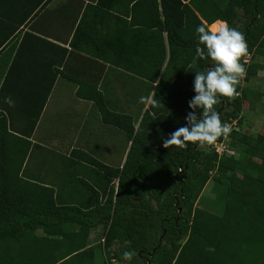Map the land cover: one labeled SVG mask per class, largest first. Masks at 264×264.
Masks as SVG:
<instances>
[{
  "label": "trees",
  "instance_id": "16d2710c",
  "mask_svg": "<svg viewBox=\"0 0 264 264\" xmlns=\"http://www.w3.org/2000/svg\"><path fill=\"white\" fill-rule=\"evenodd\" d=\"M50 1L0 0V48L36 8L42 10ZM27 3L28 9L17 14ZM126 3L133 12L129 22L113 19L129 26L132 42L125 31L118 32L115 42L102 34L95 38L92 28L86 35L90 49H85L76 43L81 32L86 33L83 26H89L83 16L75 26L71 22L64 38L53 32L34 33L31 27L18 43L0 53V264H112L111 260L120 264H264V134L230 129L226 141L229 153L221 155L191 142L185 148L163 144L176 128L184 126L190 111L188 101L194 95L193 73L207 67V61L192 63L196 27L220 21L243 34L247 55L240 59L246 71L241 79L248 82L264 67L256 61L264 59V0ZM104 6V0L85 4L99 12H105ZM137 11L145 12V17H133ZM97 15H92L94 24L103 19ZM69 31L70 51L55 41L66 42ZM40 43L52 50L53 61H38ZM102 44L118 54L112 58L101 55L105 50ZM125 52L135 58H127ZM72 56L90 65L81 66L80 76L67 70ZM246 57L249 61L244 64ZM101 62L149 82L152 95L148 107L132 115L98 105L103 123L125 132L129 149L121 167L106 166L73 150L69 161L90 171L97 168L94 177L78 171L76 180V195L84 198L86 190L93 201L61 202L52 187L23 172L32 146L28 138L57 76L77 82V96L102 99V92L95 90L100 78L99 73L95 77V69ZM21 81H32L33 89L19 90ZM85 87L92 90L81 93ZM261 96L260 91L238 83L234 95L221 98L214 107L222 123L235 119L237 127L243 108L253 106ZM5 97L11 98L12 106L4 102ZM138 118L133 129L132 121ZM15 123L21 127H14ZM222 140L223 136L216 142ZM209 182L219 203L218 214L195 207ZM62 224H77L80 232L64 236L59 230ZM101 224L106 228L101 247H85L88 230ZM37 230L42 232L36 234ZM66 236L70 246L63 247ZM209 247L214 251H207ZM125 251L134 252L130 260L123 258Z\"/></svg>",
  "mask_w": 264,
  "mask_h": 264
},
{
  "label": "crops",
  "instance_id": "0c3cea01",
  "mask_svg": "<svg viewBox=\"0 0 264 264\" xmlns=\"http://www.w3.org/2000/svg\"><path fill=\"white\" fill-rule=\"evenodd\" d=\"M88 1L89 0H51L44 9L40 10V8H36L33 14L29 16L30 20L28 19L25 23L19 25L14 35L10 36L8 41L6 40L4 42V45L0 48L1 55H3L7 48L13 43H18L25 31L30 32L29 29L31 27H33L34 33H42L40 31H45L47 33L53 32L52 34H61V38H64V36L68 34L67 29L71 25V22L74 21L73 25L75 26L83 16H85L86 19L85 23L89 26H83L81 30H84L86 33L84 35V32H81L83 35L80 39H77L76 43L85 49H90L87 42L89 39V30L92 28L95 30V38L102 34V37L109 38L112 42H115L116 37L119 38V36H117L119 34L118 32L125 31L127 38L128 35L129 37L131 36L128 33L129 26L127 27L123 21L113 19L114 16L129 22L133 12H131L130 4H125L126 0H104L107 7L104 6L101 9L105 12L87 9L85 4H87ZM29 6L30 3H27L23 9L16 11L18 12L17 14H23ZM84 9L88 12L86 14L87 17L86 15H82ZM92 15H97V17L100 16V18L103 19L100 21L96 19L94 24L93 21H91L93 18ZM108 15H111V17ZM140 15L145 17V12L141 13L137 11V13L133 14V17ZM90 22L92 24L91 26ZM220 23V21H214L210 25H206V28L211 31L212 25L218 27ZM137 26L138 28L142 27L139 25ZM71 32L72 31H69L66 42L64 39L60 41L58 38H54L58 45L65 47L68 51H70V48L67 44ZM45 39L54 42L51 40L53 38L47 37ZM129 40L132 42V37H130ZM46 46L47 45L43 43L39 44V49L41 51L37 52L36 55L39 62L46 61L47 63L48 61L54 60L52 50L49 51ZM102 47L105 50L101 51L100 54L105 57L112 58L118 54V52L115 53L112 49L110 50L107 45L102 44ZM77 53L85 59H92L90 56L83 53ZM125 54L127 58H135L133 53L125 52ZM66 58L67 55L64 60H66ZM248 61L249 58L246 60L245 58L243 59L244 64H247ZM86 64L89 63H85V61L81 60L79 57L72 56L66 67L73 76H80L81 66H90ZM61 66L57 69L61 70ZM95 73V77L98 73L100 74V78L95 85V90L103 94L100 101L86 100L77 96L76 90L78 89V83L68 80L63 76H57L44 102L33 131L28 138L32 146L23 165V172L25 175L37 180L40 184L52 187L54 192L59 196L58 199L61 200V202H69L75 199L85 203L93 201L92 197H88L89 195L85 189L86 195H84V198L76 195V180L78 171L90 173L91 176L94 177V172L97 168L94 167L93 170L90 171L89 168H83L75 162L69 161L67 158H71L69 156L73 150H80L106 166L121 167L129 149L130 141L127 139L125 132L117 126L103 123L97 112L98 105L101 106L102 104V106L109 111L132 115L137 114L139 111L143 112L148 107L152 95V90H149V82L140 78H134L131 74L109 63L101 62L98 64ZM27 83L29 84L28 88H23V86L28 85ZM18 85L19 90L33 89L32 81H21ZM89 85L91 86V84ZM154 87L155 83L153 84V88ZM18 88L15 89L18 90ZM80 90H82L81 93H85L84 91L89 93L92 88L85 87ZM146 91L148 94L145 96ZM141 97L144 99L141 100ZM61 102L68 103V107L73 109V119H76L74 126H72L71 122L68 124V122L58 119L56 123L54 122L53 117L55 116V112L54 110L50 111V109ZM89 114L96 115L99 118L87 117ZM138 122L139 118L132 121L133 129H136ZM17 123L21 124V122ZM64 123L69 125L65 130ZM18 124L15 123L14 127H21ZM115 184L116 182L114 181L113 185ZM105 229V226L102 224L90 228L84 238L85 247H101ZM59 230H61L64 236H71L80 232L77 224H62ZM41 232V230H37L36 234H40ZM68 236L64 237L63 247L70 246V239H68ZM82 236L84 237V235ZM57 237L60 239V234ZM111 262L112 264H118L117 262L113 263V260H111Z\"/></svg>",
  "mask_w": 264,
  "mask_h": 264
},
{
  "label": "clouds",
  "instance_id": "9594fccd",
  "mask_svg": "<svg viewBox=\"0 0 264 264\" xmlns=\"http://www.w3.org/2000/svg\"><path fill=\"white\" fill-rule=\"evenodd\" d=\"M195 32L198 36L192 63L195 64L197 59L207 61V67L193 73L194 95L188 101L190 111L185 116V124L176 128L163 141L164 146L185 148L187 142L211 145L219 137L227 136L230 127L222 123L214 106L221 98L232 97L240 78L246 75L240 63L241 57L247 55V44L241 32L225 22L211 31L203 24L198 25ZM4 102L9 106L13 104L10 97H5ZM207 251L212 252L214 249L209 247ZM133 255L131 251L122 253L126 260H130Z\"/></svg>",
  "mask_w": 264,
  "mask_h": 264
},
{
  "label": "rangeland",
  "instance_id": "374dc122",
  "mask_svg": "<svg viewBox=\"0 0 264 264\" xmlns=\"http://www.w3.org/2000/svg\"><path fill=\"white\" fill-rule=\"evenodd\" d=\"M247 57L245 58V60ZM256 61L264 63V59H258ZM264 70V67H263ZM259 71L255 76L251 77L248 82L242 81L240 78L239 84L241 83L242 86H248L250 89H255L261 92L262 96L261 98L256 101L253 106L250 107H244L242 110V120L241 125L237 126V129H240V131L248 132L251 134H264V71ZM68 103L61 102L58 105H55L54 108L50 109V111L54 110L55 116L54 122H57V119L60 121L68 122V124L71 122L72 126L75 125L76 119H73V109L69 108ZM87 117L92 118H99L96 115H90ZM78 118V117H77ZM64 123V130L69 127V125ZM224 124H228V122H225ZM232 126V125H230ZM65 134V133H64ZM212 184L211 182L207 183L195 203V207L199 209H205L209 212L218 214L219 211V203L216 200L214 194L211 192ZM98 258V256L96 257ZM100 260H103V256L100 257ZM116 262L113 260V263ZM112 263V262H111ZM120 264V263H118Z\"/></svg>",
  "mask_w": 264,
  "mask_h": 264
},
{
  "label": "built area",
  "instance_id": "2783aa9c",
  "mask_svg": "<svg viewBox=\"0 0 264 264\" xmlns=\"http://www.w3.org/2000/svg\"><path fill=\"white\" fill-rule=\"evenodd\" d=\"M237 120L233 119L230 122H228V126L230 127V129H237L236 127V122ZM232 125V126H230ZM226 141H227V136H223V140L220 142H214L211 145H204L207 148H209L210 150H213L215 153H217L218 155H221L222 153H229L227 146H226Z\"/></svg>",
  "mask_w": 264,
  "mask_h": 264
}]
</instances>
